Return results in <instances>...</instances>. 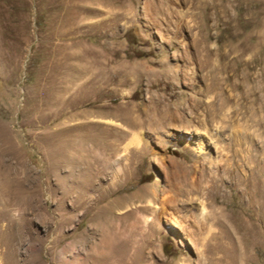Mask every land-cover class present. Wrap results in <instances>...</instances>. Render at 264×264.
Here are the masks:
<instances>
[{
    "label": "rangeland",
    "instance_id": "obj_1",
    "mask_svg": "<svg viewBox=\"0 0 264 264\" xmlns=\"http://www.w3.org/2000/svg\"><path fill=\"white\" fill-rule=\"evenodd\" d=\"M1 162L0 264H264V0H0Z\"/></svg>",
    "mask_w": 264,
    "mask_h": 264
},
{
    "label": "bare ground",
    "instance_id": "obj_2",
    "mask_svg": "<svg viewBox=\"0 0 264 264\" xmlns=\"http://www.w3.org/2000/svg\"><path fill=\"white\" fill-rule=\"evenodd\" d=\"M2 160V159H1ZM10 172V171H9ZM5 173V174H4ZM0 174L2 175L0 177V184L1 186L3 187V190L5 189H10V185H11V178L8 177V168L5 167L2 162L0 163ZM12 189V188H11ZM2 190V189H0ZM5 192V191H4ZM9 192H12L11 190ZM102 192L100 191L99 194H98V197H96L94 200H93V203L99 201L102 197ZM80 197H81V203L80 204H86V207L89 208L91 207L92 203L91 201H86V197H85V194H80ZM86 211V210H85ZM109 212V211H108ZM220 215V214H219ZM221 218V217H220ZM208 220V219H207ZM220 224V222H217ZM152 224V221L148 222L146 224V226L144 227V229H142V237L144 238L142 242H144L142 245H147L149 244L148 241H147V237L149 238V235H150V226ZM153 225V224H152ZM224 226V225H223ZM226 230V229H225ZM224 231V230H223ZM142 239V238H141ZM9 243V242H8ZM7 243V244H8ZM125 243V242H124ZM10 245V244H9ZM122 245V244H121ZM140 245V244H139ZM130 247V248H129ZM234 247V246H233ZM114 249V248H113ZM123 249V248H122ZM233 249V248H231ZM240 249V248H239ZM118 251V250H117ZM136 251H138V248L137 249H134L132 248L131 246L128 245V247L126 249H123V251H121L119 254L121 256L122 259V263L121 264H137V255H136ZM9 252V251H8ZM7 252V253H8ZM108 252V251H107ZM114 252V251H113ZM119 252V251H118ZM138 253V252H137ZM210 258V257H209ZM221 258V257H220ZM139 260H140V257H139ZM209 260V259H208ZM213 260V258H212ZM219 260V259H218ZM214 261H215V257H214ZM217 261V260H216ZM219 263V262H218ZM31 264H38L36 262L33 261V263ZM241 264V263H240ZM243 264V263H242ZM245 264V263H244Z\"/></svg>",
    "mask_w": 264,
    "mask_h": 264
}]
</instances>
